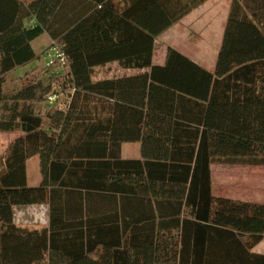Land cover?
<instances>
[{"label":"trees","instance_id":"trees-1","mask_svg":"<svg viewBox=\"0 0 264 264\" xmlns=\"http://www.w3.org/2000/svg\"><path fill=\"white\" fill-rule=\"evenodd\" d=\"M207 1L0 0V133H18L0 157V264H264V203L212 181L213 165L264 167V0L233 6L214 72L173 48L153 64L157 38ZM44 34L64 71L8 90ZM113 62L144 72L93 80ZM132 142L144 161L122 159ZM46 204L48 228L15 224Z\"/></svg>","mask_w":264,"mask_h":264},{"label":"crops","instance_id":"crops-1","mask_svg":"<svg viewBox=\"0 0 264 264\" xmlns=\"http://www.w3.org/2000/svg\"><path fill=\"white\" fill-rule=\"evenodd\" d=\"M115 1L120 2L121 0H115ZM182 1H188V0H182ZM259 1L261 0H208L203 5L193 10L190 14L184 17L180 22L172 26L167 31L163 32L157 38L156 44L157 42L163 41V43L166 44V46L162 49L164 50V52L161 51V55L159 58L155 57V52H154L153 64L163 66L166 63L167 53L169 48L171 47L179 51L180 53L184 54L185 56L189 57L200 66L206 68L209 71L214 72V70L216 69L219 53L223 46L226 28L230 19V14L233 9V6L236 5L237 2V6L238 5L240 7L242 6L244 10L249 11L250 8L255 9L256 4ZM196 37H204L200 41L201 43L200 46L202 47L201 56H200L201 59H197L196 57H193L192 55L188 54V52H186L185 44H188V41ZM33 43H32V47H33ZM115 65H117L120 69H122L123 72L120 71L121 73H118V75L114 76L112 74L113 70H111V68L112 66ZM103 67H108L109 68L108 70H110L109 72L112 76L97 78L96 71L98 73V69L101 68L99 67L95 70L93 76L94 81L115 80L119 78L132 77L144 72L140 70L124 69L120 66L118 62L109 63ZM121 156L123 160L144 161L142 155V143L141 142L124 143L122 145ZM35 162H37V165H39L38 177L35 176L33 177V175L31 176L29 172V165L31 163L36 164ZM27 177H28V185L30 187H37L42 182V176L40 171V158L38 156L33 157L27 161ZM32 179H36V181L33 182ZM35 207L41 209L44 208L45 212H47L46 215H48V218L47 220L42 221L44 222V224L41 223L42 226H39V224H35V226H31L33 222L32 220L25 222L23 221V223L21 220L20 221L17 220L16 217L17 209L35 208ZM49 211H50L49 206L47 204L16 207L14 209V222L18 227L27 228L30 230L48 228ZM37 220H35L34 223H38ZM255 252L260 253L257 251Z\"/></svg>","mask_w":264,"mask_h":264},{"label":"rangeland","instance_id":"rangeland-1","mask_svg":"<svg viewBox=\"0 0 264 264\" xmlns=\"http://www.w3.org/2000/svg\"><path fill=\"white\" fill-rule=\"evenodd\" d=\"M31 1V0H27ZM204 37H196L192 38L188 41L186 46V52L196 57L197 59H201V43L200 41ZM54 42L49 37V35L45 34L38 38L33 43L34 51L37 55V59L33 61L30 65L26 67H22L14 71L9 76V83L7 85L8 90H14L19 87L20 78H24L25 75H29L30 77H34L37 74L42 73L45 68L48 66V54L51 52V48L54 46ZM58 46V45H57ZM166 44L161 42H157L155 49V57L159 58L161 55V51ZM171 48V47H170ZM169 48V49H170ZM57 66V65H56ZM55 66V68H56ZM108 67H101L98 69V73L96 71V77H108L112 76L110 74V70ZM61 70V69H60ZM58 70V71H60ZM111 70H113L112 74L118 75V73L123 72L117 65L112 66ZM64 71L63 69L61 70ZM121 71V72H120ZM215 71V70H214ZM50 73H45L48 77ZM23 80V79H22ZM47 108V106H46ZM44 107V109H46ZM18 136V133L5 132L0 133V157L7 153V150L14 139ZM30 164L29 172L33 177H38L39 175V165ZM32 181H36V179H32ZM212 181L214 194L219 197H228L234 199H241L247 201H258L264 203V167H239V166H222V165H213L212 166ZM35 206V205H34ZM44 208H23L17 209L16 217L18 221H33L31 226H35V224H39L42 226L44 222L43 220H47L48 215H46ZM38 219V220H37ZM35 220L38 223H34ZM42 223V224H41ZM255 251L264 254V240L256 247Z\"/></svg>","mask_w":264,"mask_h":264},{"label":"built area","instance_id":"built-area-1","mask_svg":"<svg viewBox=\"0 0 264 264\" xmlns=\"http://www.w3.org/2000/svg\"><path fill=\"white\" fill-rule=\"evenodd\" d=\"M48 66H60L61 69L67 66V58L61 48L57 45H54L51 48V52L48 54ZM57 100L56 95H50L48 97V103L53 104Z\"/></svg>","mask_w":264,"mask_h":264},{"label":"bare ground","instance_id":"bare-ground-1","mask_svg":"<svg viewBox=\"0 0 264 264\" xmlns=\"http://www.w3.org/2000/svg\"><path fill=\"white\" fill-rule=\"evenodd\" d=\"M67 58V57H66Z\"/></svg>","mask_w":264,"mask_h":264}]
</instances>
